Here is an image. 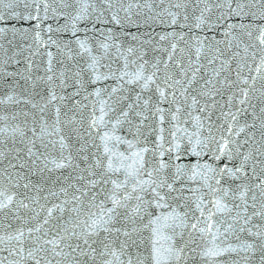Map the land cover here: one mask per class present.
Returning <instances> with one entry per match:
<instances>
[{"label":"snow or ice","instance_id":"snow-or-ice-1","mask_svg":"<svg viewBox=\"0 0 264 264\" xmlns=\"http://www.w3.org/2000/svg\"><path fill=\"white\" fill-rule=\"evenodd\" d=\"M0 264H264V0H0Z\"/></svg>","mask_w":264,"mask_h":264}]
</instances>
